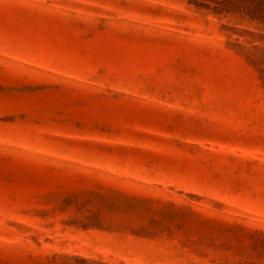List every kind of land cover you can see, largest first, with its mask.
<instances>
[{"label": "rangeland", "instance_id": "1", "mask_svg": "<svg viewBox=\"0 0 264 264\" xmlns=\"http://www.w3.org/2000/svg\"><path fill=\"white\" fill-rule=\"evenodd\" d=\"M0 264H264V0H0Z\"/></svg>", "mask_w": 264, "mask_h": 264}]
</instances>
